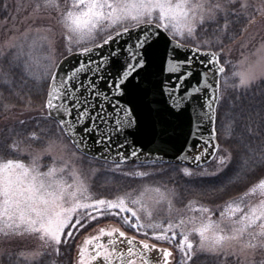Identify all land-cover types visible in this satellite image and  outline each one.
Returning <instances> with one entry per match:
<instances>
[{
  "label": "snow or ice",
  "instance_id": "6c2138e0",
  "mask_svg": "<svg viewBox=\"0 0 264 264\" xmlns=\"http://www.w3.org/2000/svg\"><path fill=\"white\" fill-rule=\"evenodd\" d=\"M21 8L0 0L19 24L0 39V108L25 98L40 118L0 133V264H57L74 248L75 264H197L200 253L210 264H264V42L231 77L224 58L225 40L264 17V0H30L22 20L9 12ZM52 20L65 49L58 61ZM37 47L47 52L38 71ZM49 124V146L63 148L42 171L30 149ZM83 157L120 186L93 192L71 163ZM169 171L194 187L146 183ZM146 200L167 216L154 219ZM102 218L122 227L77 245Z\"/></svg>",
  "mask_w": 264,
  "mask_h": 264
},
{
  "label": "rangeland",
  "instance_id": "374dc122",
  "mask_svg": "<svg viewBox=\"0 0 264 264\" xmlns=\"http://www.w3.org/2000/svg\"><path fill=\"white\" fill-rule=\"evenodd\" d=\"M30 3V0L27 1L26 3H23V6L21 8V12L19 16H17V13L15 12L14 15H12L16 19L22 20L24 17V12L23 8L28 7ZM252 3L254 4H259V0H252ZM51 23L54 25L55 30L57 32V43L55 45V51L53 53L54 59L57 61L61 58V55L64 53L65 49L63 47L62 40L63 38L59 35L60 27L58 24H56L55 20H52ZM8 26H5V21L0 22V39H3L6 37L9 33L10 28H18L19 24L16 23L15 19L12 21H7ZM183 41H186L185 39H180L179 42L183 43ZM264 42V17L257 15L255 22L251 25L248 26L246 32H242L241 36L237 38L232 44L227 46L225 48V59H228L232 61L230 65L226 66V71L228 73V76L231 77V73L234 71H240L242 68L247 67L248 64H254L258 59H259V54H258V49L260 47V44ZM5 51H7L5 49ZM47 55V52L39 47H37L34 51L29 52V58L34 60V63L36 65L37 71L39 70V66L44 62V57ZM223 62V60L221 61ZM241 62H245L243 65ZM233 82H238V78L234 80L230 79L229 84ZM55 140V139H54ZM65 144H68V142L65 140ZM70 146V145H69ZM62 148L63 145H60L57 143L56 145L49 146V141L48 143L43 147V148H34L31 147V151L35 152L38 156V164L41 165V170L44 171L46 170V166L51 165L53 163L52 159L50 157H59L62 154ZM25 162H28V158L26 155V160ZM72 165L74 169L78 170V174L81 175L82 179L86 180V183L90 186L91 190L94 191V180L97 177H101L100 175H93L92 174V169H99L100 164L92 162L91 160L85 159L84 157L78 161L73 160ZM106 167L111 166V165H105ZM135 167H126L125 170H131ZM183 168V167H182ZM161 169V168H158ZM144 170V169H140ZM149 170V169H148ZM104 177V176H102ZM106 178V177H104ZM108 179H111L107 177ZM63 180L67 181L68 183H72L74 177L71 175V173H68L67 175H64L62 177ZM148 185H158V184H153V183H147ZM135 184H132L130 188H127V191L131 192L133 188L135 187ZM146 208L148 210H151L153 212L154 219L160 220L163 219L167 216L168 214V209L166 206L161 205L159 207L156 206H150L149 201H145ZM175 208L180 209L181 211L184 210V206H181L179 204H175ZM187 215H199L198 213H186ZM219 216V211H216V216L213 217V219H216ZM143 214H142V219H143ZM103 220V218H102ZM111 222L108 223H100L96 226V229H92V231L96 232L99 228H105L107 230H110L112 227H122V225L117 221L113 219H109ZM147 222V221H145ZM122 230H127L126 228H122ZM91 231V232H92ZM90 234V232L85 236H81L80 239H83L87 237ZM92 234V233H91ZM129 235H132V232L128 233ZM140 238V237H138ZM107 239V238H105ZM33 244H39V241H32ZM160 247H169V244L166 242H160L159 244ZM199 255H208L207 253H200ZM195 258V257H194Z\"/></svg>",
  "mask_w": 264,
  "mask_h": 264
},
{
  "label": "trees",
  "instance_id": "16d2710c",
  "mask_svg": "<svg viewBox=\"0 0 264 264\" xmlns=\"http://www.w3.org/2000/svg\"><path fill=\"white\" fill-rule=\"evenodd\" d=\"M27 1H29V0H16V2L19 3L21 6H23V3H26ZM8 2L12 3L13 0H8ZM9 12L11 15L15 14V12H13L11 9H9ZM4 21H7V16L2 11H0V22H4ZM241 34H242V32L234 33V35L236 36V39L239 38L241 36ZM198 39L212 40L214 38L211 35H207V36L201 35L200 37H198ZM235 40H225L226 47L229 46L230 44H232ZM183 43L188 44V41L187 40L183 41ZM0 68L7 70L8 65L0 63ZM4 95L7 96L8 94L5 93ZM226 95L227 96L232 95V91L230 88L226 91ZM4 102L14 104L15 108L10 113H6L2 108H0V133H4L6 131V128L8 130H10V128L15 124V121L17 119H23V120L31 121L32 118H36V119L40 118L38 105L33 103L31 106H29L28 103L26 102L25 98H21L20 100H16L15 98H10ZM45 128L49 129L50 131H48L42 137V142L33 143L31 145V147L43 148L48 143V141L50 139L51 140L56 139L57 130L55 128H53L50 124L45 125ZM224 138L225 137H224L223 130L219 126H217V139H218V142H220L221 148L227 147V145L223 143ZM84 158L91 160V159L86 158V157H84ZM25 160H26V158H25ZM92 162L98 163L96 161H92ZM98 164H100V163H98ZM173 166H178V165H173ZM128 167H135V165L129 164ZM169 167H170L169 164L158 165V168H161V169H167ZM178 167L182 168V166H178ZM142 169L148 170V168H142ZM109 180H111V179H108L107 177L106 178H104L102 176L97 177L93 183L94 191L98 192V190H102L105 187L120 186V185H114L112 183H109L108 182ZM128 183H131V182H127V181L121 182V184H128ZM146 183L169 184V186H175L177 188H180L181 185H183L186 188L194 187V186L187 185L185 180H182L180 178V176L174 171H169V172H167V174H164V175H157L156 177H154L153 180L146 181ZM128 188H130V187H128ZM185 195L188 196V198H190V199H193V200L197 199V197L189 196L187 193ZM202 202L207 203L206 200L202 201ZM177 204H179V203H177ZM179 205L183 206L182 204H179ZM213 207H215V206H213ZM108 222H111V220H109V219L108 220H102V223H108ZM90 231L91 230H89V232ZM89 232H87V233H89ZM87 233H85V234H87ZM80 238H81V236L76 241L77 245L82 244V241ZM70 257H71V259L69 258V254H64L63 259L58 260L57 264H75L76 259L78 257V248H74L71 250ZM197 264H210L209 255H200V259L197 261Z\"/></svg>",
  "mask_w": 264,
  "mask_h": 264
},
{
  "label": "water",
  "instance_id": "95a60500",
  "mask_svg": "<svg viewBox=\"0 0 264 264\" xmlns=\"http://www.w3.org/2000/svg\"><path fill=\"white\" fill-rule=\"evenodd\" d=\"M190 46V45H189ZM165 160H169L171 161L172 160V157L171 156H168V157H165ZM130 164V163H129ZM173 164L175 165V162H173ZM180 166H187V167H190L191 165L189 164H179ZM206 166V165H205Z\"/></svg>",
  "mask_w": 264,
  "mask_h": 264
},
{
  "label": "flooded vegetation",
  "instance_id": "af4514ba",
  "mask_svg": "<svg viewBox=\"0 0 264 264\" xmlns=\"http://www.w3.org/2000/svg\"><path fill=\"white\" fill-rule=\"evenodd\" d=\"M91 233H92V234H91ZM91 235H96V232L92 231V232H90V234H89L88 236H91ZM88 236H87V237H88ZM87 237L83 238V240L86 239ZM83 240H82V242H83Z\"/></svg>",
  "mask_w": 264,
  "mask_h": 264
}]
</instances>
